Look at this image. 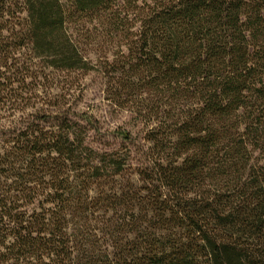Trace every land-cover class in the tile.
I'll use <instances>...</instances> for the list:
<instances>
[{"label":"trees","instance_id":"trees-1","mask_svg":"<svg viewBox=\"0 0 264 264\" xmlns=\"http://www.w3.org/2000/svg\"><path fill=\"white\" fill-rule=\"evenodd\" d=\"M112 1L0 6V264H264V0ZM82 16L115 33L96 60ZM94 70L149 166L39 95Z\"/></svg>","mask_w":264,"mask_h":264},{"label":"rangeland","instance_id":"rangeland-1","mask_svg":"<svg viewBox=\"0 0 264 264\" xmlns=\"http://www.w3.org/2000/svg\"><path fill=\"white\" fill-rule=\"evenodd\" d=\"M135 5V0H114L108 6L114 10H122V18H126L125 14L129 15V24L135 26ZM0 6L26 5L25 0H0ZM76 26L83 33H91L86 42L90 57L94 60L103 54L102 52L109 53L110 48L114 46L112 42L115 33L104 19L82 16L77 18ZM63 88V85L51 81L45 90L39 88V95L43 98L46 94L66 95L64 102L56 106L71 110L73 120L85 128L90 147L99 152L119 153L123 157L128 154L131 156L130 162L137 167L149 164L146 160L149 145L144 141L147 133L145 124L133 114L132 104L118 102V96L110 92V86L102 72L94 70L83 76L76 72ZM125 98L126 96H123L121 100ZM40 105L41 102L37 106ZM125 133L130 134V140L124 139Z\"/></svg>","mask_w":264,"mask_h":264}]
</instances>
